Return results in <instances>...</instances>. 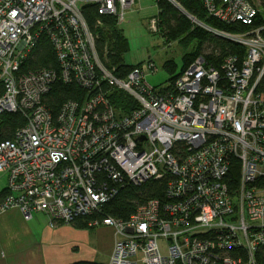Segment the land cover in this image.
Returning <instances> with one entry per match:
<instances>
[{
  "label": "built area",
  "instance_id": "1",
  "mask_svg": "<svg viewBox=\"0 0 264 264\" xmlns=\"http://www.w3.org/2000/svg\"><path fill=\"white\" fill-rule=\"evenodd\" d=\"M200 1L228 23L252 24L258 13L254 0ZM137 2L0 0V115L20 112L26 120L0 142L8 180L0 212L17 208L26 219L45 213L53 226L71 224L98 214L120 184L166 179L164 202L150 199L128 220H90L115 230L106 264H264V96L257 90L264 25L240 34L206 26L244 45V56L227 57L221 70L197 56L173 83L153 86L147 78L158 71L155 62L119 75L100 57L82 13L94 4L119 22ZM151 30L159 31L157 17ZM42 33L57 51L60 78L86 90L55 119L43 97L57 74L17 71ZM115 90L137 106L119 111Z\"/></svg>",
  "mask_w": 264,
  "mask_h": 264
},
{
  "label": "trees",
  "instance_id": "2",
  "mask_svg": "<svg viewBox=\"0 0 264 264\" xmlns=\"http://www.w3.org/2000/svg\"><path fill=\"white\" fill-rule=\"evenodd\" d=\"M158 7V29L167 43L179 41L185 46L195 42L194 52L186 54L183 58L186 68L197 56H204L207 62L213 67L221 70L224 60L229 56L242 58L246 52V47L226 37L217 35L212 31L193 22L188 16L196 18L213 29L232 34L246 33L264 25V0H254L258 13L252 24L242 21L224 22L209 15L200 0H174L183 13L175 4L169 0H155ZM257 1V3H256ZM82 13L87 21L91 32L96 36V45L100 57L107 58L118 67L119 75L124 77L136 64H127L124 61L123 53L129 48V42L117 27V19L109 16H102L98 13V7L94 4H85ZM99 21L102 24H99ZM111 29L112 39L104 35V30ZM113 46L107 48V43ZM141 63V62H140ZM139 63V64H140ZM164 68L173 74L176 65L172 60L164 64ZM40 69L52 70L57 74V79L52 83L50 91L43 97V103L55 119L63 104L68 101H82L86 90L75 82L66 83L60 78L61 63L58 59L57 51L45 33H42L31 52L17 70L20 73L34 72ZM181 70V71H182ZM180 71V73H181ZM179 73V74H180ZM178 74V75H179ZM173 76L169 82H174L177 76ZM168 82V83H169ZM167 84V83H166ZM264 96V79L257 89ZM110 98L115 108L122 112H129L137 103L126 93L115 90ZM25 117L20 112H5L0 115V142L10 140L16 131L25 125ZM106 178V175H104ZM231 187L236 186L237 172L229 174ZM118 193L110 201L106 202L98 214L79 217L73 223L79 229H88L90 220L96 217H114L121 220H128L139 206L146 204L150 199L166 200L167 180H149L142 185L136 186L132 183L120 184ZM6 189L0 192V204L6 196ZM264 252V250H263ZM71 264H104L95 261H80ZM181 264V263H178Z\"/></svg>",
  "mask_w": 264,
  "mask_h": 264
},
{
  "label": "crops",
  "instance_id": "3",
  "mask_svg": "<svg viewBox=\"0 0 264 264\" xmlns=\"http://www.w3.org/2000/svg\"><path fill=\"white\" fill-rule=\"evenodd\" d=\"M0 176L5 177L1 192L6 189L8 180L5 174ZM105 227L111 234L107 248L100 252L90 245V234L95 233L90 229L64 223L53 226L45 213H35L26 219L19 209H9L0 213V264H71L80 261L106 264L114 247L115 233L112 227Z\"/></svg>",
  "mask_w": 264,
  "mask_h": 264
},
{
  "label": "rangeland",
  "instance_id": "4",
  "mask_svg": "<svg viewBox=\"0 0 264 264\" xmlns=\"http://www.w3.org/2000/svg\"><path fill=\"white\" fill-rule=\"evenodd\" d=\"M157 15L158 7L155 0H139L135 8L127 12L125 17L117 22V27L129 42V48L123 53L125 63L138 64L147 60L155 62L158 71L149 75L147 78L148 82L153 86L166 84L173 76L178 75L184 65V56L194 52L195 49V42H192L188 46L183 45L179 41L167 43L159 31H152V20L155 19ZM191 19L193 21V18ZM198 25L204 28L207 26L204 23H198ZM104 35L108 38V41H111V29L107 31L104 30ZM112 47L110 42H108L107 48L110 49ZM168 60H172L176 65V70L173 74L164 68V64ZM4 179L5 177L0 176V186L4 183ZM88 229L95 232L90 234L89 241L92 248H98L100 252L104 251L108 246V239L111 234L109 229L106 228L105 225L90 226ZM163 250L165 251L164 246Z\"/></svg>",
  "mask_w": 264,
  "mask_h": 264
},
{
  "label": "water",
  "instance_id": "5",
  "mask_svg": "<svg viewBox=\"0 0 264 264\" xmlns=\"http://www.w3.org/2000/svg\"><path fill=\"white\" fill-rule=\"evenodd\" d=\"M169 1H171L173 4H175L176 5V3L175 2H173L172 0H169ZM177 6V5H176ZM178 7V6H177ZM183 13H185L180 7H178ZM186 14V13H185Z\"/></svg>",
  "mask_w": 264,
  "mask_h": 264
},
{
  "label": "bare ground",
  "instance_id": "6",
  "mask_svg": "<svg viewBox=\"0 0 264 264\" xmlns=\"http://www.w3.org/2000/svg\"><path fill=\"white\" fill-rule=\"evenodd\" d=\"M137 65H139V63H138V64H136L135 66H137Z\"/></svg>",
  "mask_w": 264,
  "mask_h": 264
}]
</instances>
